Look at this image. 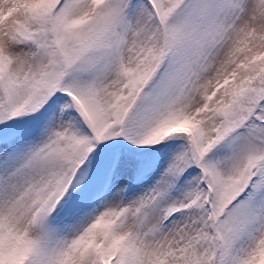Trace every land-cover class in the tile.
<instances>
[{
    "label": "snow or ice",
    "instance_id": "6c2138e0",
    "mask_svg": "<svg viewBox=\"0 0 264 264\" xmlns=\"http://www.w3.org/2000/svg\"><path fill=\"white\" fill-rule=\"evenodd\" d=\"M0 264H264V0H0Z\"/></svg>",
    "mask_w": 264,
    "mask_h": 264
}]
</instances>
